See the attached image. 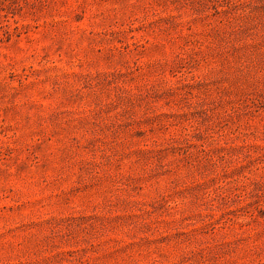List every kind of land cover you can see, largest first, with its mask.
I'll use <instances>...</instances> for the list:
<instances>
[{
  "label": "rangeland",
  "instance_id": "1",
  "mask_svg": "<svg viewBox=\"0 0 264 264\" xmlns=\"http://www.w3.org/2000/svg\"><path fill=\"white\" fill-rule=\"evenodd\" d=\"M0 264H264V0H0Z\"/></svg>",
  "mask_w": 264,
  "mask_h": 264
}]
</instances>
